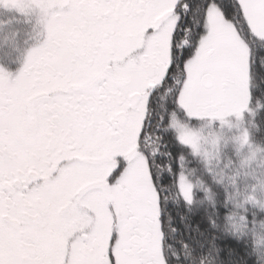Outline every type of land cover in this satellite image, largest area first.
<instances>
[{
	"label": "snow or ice",
	"instance_id": "1",
	"mask_svg": "<svg viewBox=\"0 0 264 264\" xmlns=\"http://www.w3.org/2000/svg\"><path fill=\"white\" fill-rule=\"evenodd\" d=\"M0 5L36 10L45 34L0 69V264H166L147 123L200 153L186 122L248 110L264 0Z\"/></svg>",
	"mask_w": 264,
	"mask_h": 264
},
{
	"label": "trees",
	"instance_id": "2",
	"mask_svg": "<svg viewBox=\"0 0 264 264\" xmlns=\"http://www.w3.org/2000/svg\"><path fill=\"white\" fill-rule=\"evenodd\" d=\"M251 73L252 100L248 110L242 112L240 118L232 115L225 120L238 119L247 130L250 142L264 144V46L254 47ZM156 115L159 114L156 112ZM155 121L168 123L167 117ZM201 121L204 122L199 119L186 123L192 126ZM169 140L172 138H168L167 144L164 142L159 149L170 154L176 146L185 149L179 141ZM229 160L233 164L237 162L233 154L223 151L220 159L212 158L207 162H154L164 171L163 176H155V179L166 264H264V227L261 226L264 224L260 223L264 211L249 206L250 210L246 213L248 229L239 239L223 229L225 214L231 205L225 200V187L215 178V170ZM172 165H180L182 172L172 169ZM224 171L230 172L231 165ZM181 174L192 184L190 203L183 199L177 186Z\"/></svg>",
	"mask_w": 264,
	"mask_h": 264
},
{
	"label": "flooded vegetation",
	"instance_id": "3",
	"mask_svg": "<svg viewBox=\"0 0 264 264\" xmlns=\"http://www.w3.org/2000/svg\"><path fill=\"white\" fill-rule=\"evenodd\" d=\"M37 18L38 13L34 9H29L22 13L15 8H6L0 5V69L10 73L12 76L22 68L26 53L31 48L42 43L45 38L42 28L37 23ZM153 107L155 108V105ZM158 118L159 115L153 112L147 123V130L150 134L148 138V150L152 153L154 162L164 163L176 161L179 163H189L190 161L205 160L199 153H193L190 147L181 143V145L185 146V149L181 150L176 146L171 151L174 154H170L169 152L165 153V150L159 149V147H163L164 142L167 144L168 138H172V140H169L170 142L178 140L176 130L171 127H165L167 123L155 121ZM188 127L199 133L201 137L200 142L206 148L210 147V142L209 140L206 141V136L209 134L212 135L213 132L210 128L206 131L205 122L201 121ZM215 153H219L220 156L219 145L216 146ZM209 159H212V155ZM155 166V176H163V167H160L158 164ZM171 168L175 169V171L179 170L178 172H182L180 165H172Z\"/></svg>",
	"mask_w": 264,
	"mask_h": 264
},
{
	"label": "clouds",
	"instance_id": "4",
	"mask_svg": "<svg viewBox=\"0 0 264 264\" xmlns=\"http://www.w3.org/2000/svg\"><path fill=\"white\" fill-rule=\"evenodd\" d=\"M239 135L233 138L237 162L233 164L229 160L222 168L215 170V178L223 182L225 187V200L231 205L230 210L225 214L223 229L237 239L246 234L248 229L246 213L250 207L264 211V144L250 142L249 137L247 143L241 144L237 140ZM213 140L207 148L200 142L199 154L205 158L204 153H207L206 162L215 154L216 143H213ZM245 147L246 150H242ZM230 165L231 171L225 172L224 169L229 168ZM238 181L241 183L238 184ZM260 223L264 224V217L261 218Z\"/></svg>",
	"mask_w": 264,
	"mask_h": 264
},
{
	"label": "rangeland",
	"instance_id": "5",
	"mask_svg": "<svg viewBox=\"0 0 264 264\" xmlns=\"http://www.w3.org/2000/svg\"><path fill=\"white\" fill-rule=\"evenodd\" d=\"M230 116L232 115H229V117ZM202 120H204L205 122L206 131L207 129L210 128L213 132L212 135L209 134L206 136V141L209 140L210 142L211 140L215 139L216 146L218 145L221 146V149H222V151H220L221 157L223 156V151H224V153L229 152L233 154V156L238 159L237 154H236V149L234 146L235 141L233 138L239 135L240 132L247 131L243 123L239 121L238 119L226 120L225 123H221L218 119H202ZM214 121L216 123H214ZM242 150H246V147L245 149H242ZM218 156H219V153L217 154L215 153L214 155H212V158L220 159L221 157L220 156L218 157Z\"/></svg>",
	"mask_w": 264,
	"mask_h": 264
}]
</instances>
